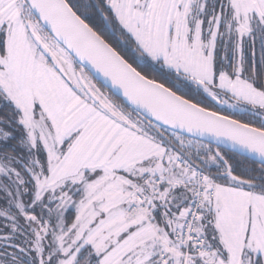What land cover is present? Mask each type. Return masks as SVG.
Wrapping results in <instances>:
<instances>
[{
    "label": "snow or ice",
    "instance_id": "6c2138e0",
    "mask_svg": "<svg viewBox=\"0 0 264 264\" xmlns=\"http://www.w3.org/2000/svg\"><path fill=\"white\" fill-rule=\"evenodd\" d=\"M0 264H264V0H0Z\"/></svg>",
    "mask_w": 264,
    "mask_h": 264
}]
</instances>
